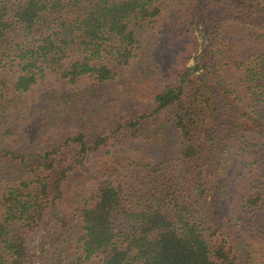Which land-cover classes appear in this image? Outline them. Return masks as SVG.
<instances>
[{"label": "trees", "instance_id": "1", "mask_svg": "<svg viewBox=\"0 0 264 264\" xmlns=\"http://www.w3.org/2000/svg\"><path fill=\"white\" fill-rule=\"evenodd\" d=\"M174 6L190 48L141 110L11 146L20 131L101 120L98 102L131 84ZM155 127L172 159L132 148ZM248 134L247 185L232 178ZM92 154L101 177L67 206L66 183ZM36 232L38 264H264V0H0V264H35Z\"/></svg>", "mask_w": 264, "mask_h": 264}, {"label": "rangeland", "instance_id": "2", "mask_svg": "<svg viewBox=\"0 0 264 264\" xmlns=\"http://www.w3.org/2000/svg\"><path fill=\"white\" fill-rule=\"evenodd\" d=\"M181 9L182 6H174L162 21L163 24L160 28L162 32L156 35H150L147 38L150 39V42L145 45L143 44L142 50H139L140 57L136 59L137 61L135 60L136 62L128 73L129 83L131 84L127 85L125 83L114 97L98 102L95 115L100 117L101 120L98 118V121H95V116L93 115L88 118L83 116L76 119V121L75 119L66 121V125H60L55 121L54 123L58 126L57 129L37 130L34 127V130L28 129L29 131H20L11 138V146L24 149L25 151H33L45 145L43 141L49 136L58 134L59 129L64 128V126L71 128V130L73 129V131H78V129L82 128L86 132L94 133L99 128L103 129L104 124H106V122L102 121L103 117L110 118L114 112L118 114H127L130 111L141 110L140 105H146L148 99L152 98L153 93L161 88L162 83L172 77L190 48L191 42L189 41L186 31V13ZM215 12L220 11L214 10L212 13L209 12L208 17L214 15ZM221 15L223 16L224 26L227 28H234L237 26L236 20L223 13ZM155 36L156 38H154ZM36 94H38V91ZM109 121L112 120L108 119L107 122ZM152 132L154 138H150L149 141L145 140L141 143L138 141L137 145L132 147L136 150V154L142 153L144 156H151V158L157 160L172 159L175 150L173 142L171 141L172 138H165L162 129L159 131L158 127H155ZM252 136L253 134H248L246 137L241 138L239 136L237 139L239 146L244 149H240V159L239 163H237L238 169L232 178V180L235 181L238 179L239 183L248 181L246 182L247 185L249 181H251L248 178L249 176H246L247 170L251 171L250 173L253 174V169H256V164L253 162L255 159L254 155H249L244 151L246 149L244 143L250 140ZM41 141L42 144H40ZM154 141H156V143ZM101 161H103V159L96 158L92 154L88 156L83 166L78 167L70 175L65 188V202L67 206L69 203L72 204L73 201H76V199L86 197L90 193L96 180L101 177V174L97 172L96 168ZM243 165L244 167H242ZM42 234L43 232H36L30 237L29 248L31 255H34L35 264L39 262V243ZM240 236L246 243L254 241L251 228H249V231L244 232V235L240 233ZM48 256L51 257L52 253L50 252Z\"/></svg>", "mask_w": 264, "mask_h": 264}]
</instances>
